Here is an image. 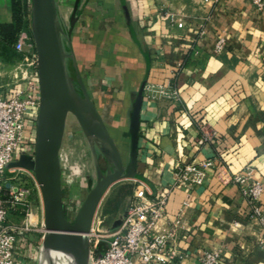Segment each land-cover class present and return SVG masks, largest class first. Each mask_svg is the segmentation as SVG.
Wrapping results in <instances>:
<instances>
[{"label":"crops","instance_id":"crops-1","mask_svg":"<svg viewBox=\"0 0 264 264\" xmlns=\"http://www.w3.org/2000/svg\"><path fill=\"white\" fill-rule=\"evenodd\" d=\"M19 3L30 23L32 0H0V35L15 26ZM119 3L121 39L143 63L147 83H171L181 99L153 101L144 95L134 178L146 182L152 196L167 190L172 215L189 200L185 221L192 233L180 243L188 256L183 264H201L199 257L213 249L221 251L220 264H264L260 234L249 224L250 209L233 182L235 174L251 166L264 183V7L258 10L251 0ZM57 5L60 14L58 0ZM83 6L82 0L72 4L69 37ZM168 13L183 18L184 27L165 20ZM221 39L225 45L218 52ZM210 131L216 137L204 142L203 133ZM213 156L216 168L188 199L176 188L177 166ZM131 203L114 221L105 226L106 219L100 221L101 229L114 230ZM235 222L242 224L240 231ZM24 264H31L29 258Z\"/></svg>","mask_w":264,"mask_h":264},{"label":"built area","instance_id":"built-area-1","mask_svg":"<svg viewBox=\"0 0 264 264\" xmlns=\"http://www.w3.org/2000/svg\"><path fill=\"white\" fill-rule=\"evenodd\" d=\"M201 1L216 3L218 0ZM251 1L258 10L263 9V0ZM163 18L179 28L184 27L181 17L168 13ZM224 45L225 39H221L217 43V51L220 52ZM144 95L153 101L179 103L181 100L179 92L171 83H146ZM40 104L38 80L29 82L26 88L20 85L0 90V264H24L28 258L31 264H35L38 254L41 262L46 256L44 204L42 206L41 202L40 222L36 218L39 206L35 203L34 189L23 179L24 173L32 172L10 167L23 155L35 154ZM202 136L204 142L211 143L216 133L204 132ZM217 163L218 157L213 156L177 166L176 188L186 191L189 199L195 187L207 182ZM129 180L134 185L132 203L119 225L110 232L104 231L101 223L96 224L94 219L93 223L96 225L92 223L90 231L85 234L89 242L87 264H183L188 256L180 243H186L192 233L185 221L189 200L178 214L172 215L167 190L152 196L146 182L138 178ZM35 182L38 185L36 180ZM233 182L239 187L250 209L248 222L259 232L260 244L264 245V183L256 177L255 169L251 166L235 174ZM65 213L67 217V212ZM69 214L72 215L73 212ZM232 226L237 231L243 227L238 222ZM33 234L36 236L33 237ZM102 245H106L103 250ZM221 257V251L213 249L204 252L199 261L201 264H220Z\"/></svg>","mask_w":264,"mask_h":264},{"label":"rangeland","instance_id":"rangeland-1","mask_svg":"<svg viewBox=\"0 0 264 264\" xmlns=\"http://www.w3.org/2000/svg\"><path fill=\"white\" fill-rule=\"evenodd\" d=\"M74 1L58 0L65 33ZM82 3L84 6L78 13L79 18L73 35L65 37L64 43L67 49L72 48L75 53L78 71L109 131H112V123L117 124L118 130L121 131L120 137L115 131L110 133L118 143L127 165L130 153V114L137 92L145 79L144 66L131 45L123 44L121 39L122 13L119 0H82ZM25 18L18 29L12 28L7 31V35H0L2 91L38 80L37 50L31 30V16L30 23L29 19L27 22ZM75 21L76 16L70 21L71 26ZM68 39L71 40V44H68ZM71 64V61H68L70 74L74 78L75 72ZM135 72H140V76H136ZM61 166L63 207L68 219L73 221L88 195L89 181H93V186L97 182L91 147L73 115L68 116L66 123L61 148ZM24 174L23 179L34 189L35 203L39 206L36 218L41 222L43 200L40 196V187L36 185L33 172ZM133 191L134 185L129 179L113 184L105 193L98 208L94 218L96 222L106 219L102 224L105 226L114 221L132 200ZM71 211L72 215L69 214ZM35 236L33 234V237ZM104 248L105 245L101 246L102 250ZM39 256L38 254L35 258V264H41Z\"/></svg>","mask_w":264,"mask_h":264},{"label":"water","instance_id":"water-1","mask_svg":"<svg viewBox=\"0 0 264 264\" xmlns=\"http://www.w3.org/2000/svg\"><path fill=\"white\" fill-rule=\"evenodd\" d=\"M31 30L37 50L40 86V111L36 127L34 156L23 155L10 167L33 172L40 187L45 216L44 245L53 251L78 253V264H87L89 242L85 234L92 223L107 190L123 179L134 178L137 166L141 110L145 78L137 92L130 114V153L127 167L121 151L103 117L93 102L78 71L75 53L67 49L57 0H32ZM68 44L71 40L68 39ZM68 61L75 72L70 74ZM73 115L91 147L97 182L89 181L88 195L74 217L67 219L63 207L61 148L66 123ZM111 167L103 174L98 155Z\"/></svg>","mask_w":264,"mask_h":264},{"label":"bare ground","instance_id":"bare-ground-1","mask_svg":"<svg viewBox=\"0 0 264 264\" xmlns=\"http://www.w3.org/2000/svg\"><path fill=\"white\" fill-rule=\"evenodd\" d=\"M103 120H104V118H103ZM113 124L114 123L111 124V129H112L113 133L115 131L116 132L115 134L118 137H120L121 131L118 130L119 128L117 127V124L116 125L115 124L113 125ZM112 131H110V132H112ZM116 144H118V143H116ZM120 145H121V143H120ZM63 157L64 156H62V160H63ZM85 237H86V235H85ZM78 262H79L78 261V253H76V252L71 253V252H65V251H62V252L61 251H51L50 249H47L46 256L42 260L41 264H78Z\"/></svg>","mask_w":264,"mask_h":264},{"label":"trees","instance_id":"trees-1","mask_svg":"<svg viewBox=\"0 0 264 264\" xmlns=\"http://www.w3.org/2000/svg\"><path fill=\"white\" fill-rule=\"evenodd\" d=\"M25 18V13H24V9L21 7L20 3L17 5V9H16V23H15V26L12 27L14 28L13 30H16L17 27H19L20 25L23 24V20ZM12 28H8L6 30L5 33H3V35H7V31L9 29H12ZM18 29V28H17ZM15 40V39H14ZM72 65V64H71Z\"/></svg>","mask_w":264,"mask_h":264},{"label":"flooded vegetation","instance_id":"flooded-vegetation-1","mask_svg":"<svg viewBox=\"0 0 264 264\" xmlns=\"http://www.w3.org/2000/svg\"><path fill=\"white\" fill-rule=\"evenodd\" d=\"M98 158H99V164H100V167H101V170H102L103 174H107V172L110 170L111 167L106 163V161L104 160V158L102 157V155L99 154L98 155ZM94 163H95V161H94ZM124 164L127 167L128 162H127V165H126V163L124 161ZM95 167H96V165H95ZM96 175H97V172H96Z\"/></svg>","mask_w":264,"mask_h":264}]
</instances>
